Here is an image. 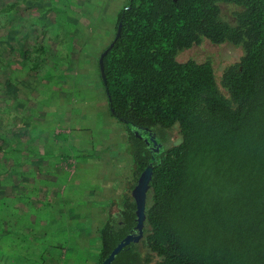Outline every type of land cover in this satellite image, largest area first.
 Masks as SVG:
<instances>
[{"label":"trees","instance_id":"trees-1","mask_svg":"<svg viewBox=\"0 0 264 264\" xmlns=\"http://www.w3.org/2000/svg\"><path fill=\"white\" fill-rule=\"evenodd\" d=\"M0 4V13L20 22L34 5ZM119 23L118 38L97 54V73L108 114L128 135L133 184L121 207L111 203L88 244L94 250L90 264H101L123 238L138 233L132 189L144 171L149 181L142 236L111 264H264V0H128L117 14L114 36ZM204 40L242 50L219 85L210 62L176 60ZM19 50L22 62L29 61L27 46ZM33 51L29 71L36 72L46 49L39 43ZM15 52L12 46L0 49L3 98L17 89L10 68ZM134 129L148 130L163 145L152 161ZM173 130L178 141L169 144ZM9 147L0 137L3 202L14 197L13 186L2 183L17 163L7 155Z\"/></svg>","mask_w":264,"mask_h":264},{"label":"rangeland","instance_id":"rangeland-1","mask_svg":"<svg viewBox=\"0 0 264 264\" xmlns=\"http://www.w3.org/2000/svg\"><path fill=\"white\" fill-rule=\"evenodd\" d=\"M32 1L21 22L0 13V49L16 48L10 68L17 88L3 98L0 82V137L17 160L2 179L14 197L0 201V264H90L88 244L111 203L121 207L133 184L128 135L109 116L97 73V54L114 37L128 0ZM39 43L45 62L32 72ZM22 45L31 52L27 62ZM241 56L239 47L204 40L176 60L210 62L219 85L223 70ZM177 141L173 130L169 144Z\"/></svg>","mask_w":264,"mask_h":264},{"label":"water","instance_id":"water-1","mask_svg":"<svg viewBox=\"0 0 264 264\" xmlns=\"http://www.w3.org/2000/svg\"><path fill=\"white\" fill-rule=\"evenodd\" d=\"M121 24H118L117 32L115 33L114 40H116L119 36V30H120ZM113 46V43H110L108 49H110ZM104 53L101 55L99 58V67L102 69V57ZM130 127V126H129ZM132 128V127H130ZM136 130V129H134ZM139 132V133H138ZM136 134L139 135L142 139L145 140L148 149L150 150V153L152 155L151 161L153 160V157L162 150L163 145L161 144L160 140L158 137L149 132L148 130H136ZM148 181H149V175L147 174L146 171L142 172L140 177L137 180V184L135 187L132 189V197L135 200L136 206H137V211L136 214L139 216L137 225L135 229L137 230L136 235H127L125 238H123L122 241L116 246V248L111 252V254L104 259V261L101 264H111L113 261L115 255L126 245H128L131 242H137L141 236H142V223H143V210H144V194L147 191V186H148Z\"/></svg>","mask_w":264,"mask_h":264},{"label":"flooded vegetation","instance_id":"flooded-vegetation-1","mask_svg":"<svg viewBox=\"0 0 264 264\" xmlns=\"http://www.w3.org/2000/svg\"><path fill=\"white\" fill-rule=\"evenodd\" d=\"M144 140V139H143ZM144 142H145V140H144ZM146 143V142H145ZM133 235H135L136 234V232L135 231H133V233H132Z\"/></svg>","mask_w":264,"mask_h":264}]
</instances>
